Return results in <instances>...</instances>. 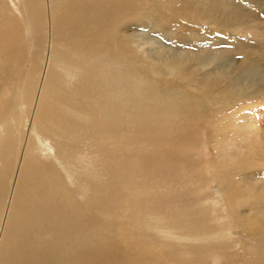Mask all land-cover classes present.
<instances>
[{
	"label": "rangeland",
	"instance_id": "rangeland-1",
	"mask_svg": "<svg viewBox=\"0 0 264 264\" xmlns=\"http://www.w3.org/2000/svg\"><path fill=\"white\" fill-rule=\"evenodd\" d=\"M126 1L137 11H147L123 19L130 47L159 59L167 51H178L186 59L185 72L202 81L199 87L213 94L214 102H206L203 110L195 108L192 119L182 122H171L170 115L154 108L150 111L155 116L147 118L109 115L97 105V97H105L109 90L104 88L112 86L116 73L102 71L100 64L96 70H79L70 87L65 83L60 87L53 122L59 132L52 129L61 136V155L78 165L76 185L86 196L78 191L77 201L84 204L87 197L98 194L104 204L124 211L132 227L137 224L134 227L146 231L157 244L155 249L145 254L133 250L145 264H264L263 231L248 234L239 223L246 215L264 221V0H211L212 12L189 5L178 15L171 10V0L165 2L171 8L157 0ZM172 2L177 6L182 0ZM9 5L24 28L22 3L9 0ZM60 64L74 69L70 62ZM156 72L153 79H172ZM187 85L174 84L189 93L192 85ZM105 137L109 144L103 142ZM15 148L7 154L0 147V170L16 156ZM114 169L122 171V179ZM133 191L144 197L127 204L124 200Z\"/></svg>",
	"mask_w": 264,
	"mask_h": 264
},
{
	"label": "bare ground",
	"instance_id": "bare-ground-1",
	"mask_svg": "<svg viewBox=\"0 0 264 264\" xmlns=\"http://www.w3.org/2000/svg\"><path fill=\"white\" fill-rule=\"evenodd\" d=\"M16 1L23 5L24 28L20 16L9 7V0H0V147L7 154L15 147L17 151L0 170V264H145V258L133 250L145 254L155 249L157 244L146 231L134 227L137 224L132 227L124 211L122 215L109 202L104 204L98 194L95 198L87 197L84 204L77 201V192L82 189L77 188L79 182L75 177L78 165L61 155L58 149L63 145L61 136L53 124L58 113L60 87L65 88V84L70 87L79 70H94L100 64L102 71L116 73L112 86L104 88L109 90L104 92L105 97H97V105H102L104 113L147 118L155 116L150 111L154 108L170 115L171 122L191 118V112L195 108L203 110L205 103L212 101L213 94L204 93V87H199L202 81L196 82L185 72L186 59L178 51H167L159 59L149 52L141 56L130 47L129 35L123 33L127 28L123 19L143 16L147 11H137L126 0ZM158 1L163 5L168 0H157L159 4ZM172 1L168 2L174 5L171 10L177 15L189 5L212 9L211 0H182L177 6ZM150 14L149 17L153 15ZM62 62L74 64V69L64 67ZM156 65H162L159 70L172 79H153L152 72H161ZM176 81L192 85V93L177 89ZM49 141H53L51 148ZM41 155L46 156L45 160L39 158ZM117 169L112 172L122 179V171L118 173ZM81 186L85 190L88 187ZM139 192L129 193L124 201L128 204L133 199H143L144 195ZM245 217L241 216L239 223L248 234L264 233L262 219Z\"/></svg>",
	"mask_w": 264,
	"mask_h": 264
}]
</instances>
